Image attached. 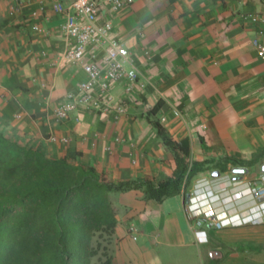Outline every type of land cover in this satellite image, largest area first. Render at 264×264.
Listing matches in <instances>:
<instances>
[{
    "label": "crops",
    "instance_id": "0c3cea01",
    "mask_svg": "<svg viewBox=\"0 0 264 264\" xmlns=\"http://www.w3.org/2000/svg\"><path fill=\"white\" fill-rule=\"evenodd\" d=\"M56 1L68 2L0 0L1 133L113 182L157 183L172 177L175 163L151 125L156 119L175 141L189 139L193 161H256L247 173H233L228 164L223 174L244 179L258 166L257 183L264 187V60L252 46L255 38L264 41L258 34L264 23L248 18H264V0H134L118 12L102 3L99 20L112 23L146 86L126 93L123 82L112 85L114 102L126 106L117 119L79 106L65 120L54 111L86 76L64 59L71 41L60 30L62 16L52 10ZM40 5L44 12L33 18ZM91 52L101 62L104 49ZM50 136L68 143L51 142ZM187 195L158 203L139 191L111 194L117 221L113 264H264V221L191 228ZM257 203L238 201L237 208ZM131 223L136 240L128 231Z\"/></svg>",
    "mask_w": 264,
    "mask_h": 264
},
{
    "label": "trees",
    "instance_id": "16d2710c",
    "mask_svg": "<svg viewBox=\"0 0 264 264\" xmlns=\"http://www.w3.org/2000/svg\"><path fill=\"white\" fill-rule=\"evenodd\" d=\"M150 122L175 163L172 177L157 183L113 182L91 167L49 158L0 132V264H113L117 221L111 194L139 191L144 200L158 203L177 195L185 200L200 175L256 162L193 161L188 138L175 141L156 119Z\"/></svg>",
    "mask_w": 264,
    "mask_h": 264
},
{
    "label": "built area",
    "instance_id": "2783aa9c",
    "mask_svg": "<svg viewBox=\"0 0 264 264\" xmlns=\"http://www.w3.org/2000/svg\"><path fill=\"white\" fill-rule=\"evenodd\" d=\"M133 2L134 0H68L65 4L60 1L52 4L53 12L63 18L60 25L62 34L71 41L64 59L73 65L80 66L86 76L85 81L78 85L75 92L66 94L60 100L54 111L58 120H65L79 106L98 110L104 115L117 119L126 113V106L121 102H114L111 96L112 85L123 82L126 93H130L135 87L139 90L145 88L146 80L138 72L128 49L115 35L112 23L108 20H99L102 3L109 11L118 12ZM43 12L44 7L40 5L38 12L32 13V17L35 18ZM248 18L253 23H264V18L259 15ZM34 30L38 33L44 32L39 25H35ZM258 34L261 37L264 32L259 31ZM252 46L257 56L264 60V41L255 38ZM96 47L104 49L101 62H98L91 52ZM87 56L89 60L85 61ZM140 77L142 80L139 79ZM173 115L181 117V113L177 110H173ZM161 120L164 121L165 118L162 117ZM49 139L51 142L68 143L67 138L50 136ZM119 140L116 139V141ZM261 181H264V176ZM201 183L202 181H199L195 185L193 195L190 193L187 195L186 214L191 228L207 226L220 230L225 227L256 225L264 221V187H254L257 185L255 182L244 184L236 195L244 192L245 194L236 198L235 204H232V196L227 191L215 192L208 182L200 185ZM244 196L250 202L259 201L255 207L246 208L253 211L247 216H242L245 211L239 212L236 209L238 200ZM220 205L224 210L215 211V208ZM128 231L132 239L136 240L137 231L133 223L129 224Z\"/></svg>",
    "mask_w": 264,
    "mask_h": 264
},
{
    "label": "rangeland",
    "instance_id": "374dc122",
    "mask_svg": "<svg viewBox=\"0 0 264 264\" xmlns=\"http://www.w3.org/2000/svg\"><path fill=\"white\" fill-rule=\"evenodd\" d=\"M258 172H260V169L257 166V168L255 167V168L252 169V172H250V174H246V176H244V179H241V177H239L240 175L233 174V173L232 174L228 173V174H218V175L214 174V175H212L213 172H208L207 174H205V176L200 178V181H202V183L200 185L205 184L206 182H208L210 187H211V189L214 190L215 192L227 191V193L230 196H232V199H233L232 204L233 203L235 204V199L238 198L239 196L245 194V192H244L241 195H236L237 189H240V187H243L244 184H246V183H254V182L257 183L258 182V180H257ZM195 185H197V184H195ZM195 185L193 184L190 187V189H189L190 195H193L194 190H195V188H194ZM258 185L259 184L257 183V185H254V187L258 186ZM235 189H236V191H234ZM238 201H243L244 202V206H245V203H247L248 199L244 196V198H242V199H240ZM239 208L241 209V207H239ZM236 209L238 210V208H236ZM222 210H224L222 205H220L219 207L215 208V211H218V212H221ZM241 211H246V208L244 207V209H241Z\"/></svg>",
    "mask_w": 264,
    "mask_h": 264
},
{
    "label": "water",
    "instance_id": "95a60500",
    "mask_svg": "<svg viewBox=\"0 0 264 264\" xmlns=\"http://www.w3.org/2000/svg\"><path fill=\"white\" fill-rule=\"evenodd\" d=\"M263 170H264V168H263ZM232 172L233 173H238V174H241V173H246L247 172V169L246 168H234L233 170H232ZM214 174H219L218 173V171H215V172H213L212 173V175H214ZM188 198V197H187Z\"/></svg>",
    "mask_w": 264,
    "mask_h": 264
}]
</instances>
